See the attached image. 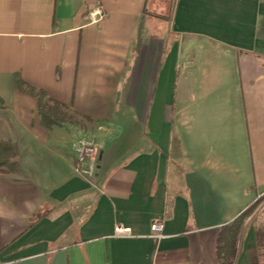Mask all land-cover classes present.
<instances>
[{
    "label": "crops",
    "instance_id": "obj_1",
    "mask_svg": "<svg viewBox=\"0 0 264 264\" xmlns=\"http://www.w3.org/2000/svg\"><path fill=\"white\" fill-rule=\"evenodd\" d=\"M173 4L160 28L149 0H0V141L18 148L0 167V264H217L220 229L259 202L233 261L250 264L264 0ZM17 75L86 120L45 127ZM82 137L97 146L90 180L74 171Z\"/></svg>",
    "mask_w": 264,
    "mask_h": 264
},
{
    "label": "trees",
    "instance_id": "obj_2",
    "mask_svg": "<svg viewBox=\"0 0 264 264\" xmlns=\"http://www.w3.org/2000/svg\"><path fill=\"white\" fill-rule=\"evenodd\" d=\"M16 87L36 99V112L41 123L51 128L62 126L65 123H76L86 120V117L77 115L62 103L45 95L42 90L36 89L22 80L14 77ZM17 146L9 141H0V167H14L17 164ZM259 203V202H258ZM254 203L247 207L232 222L223 226L215 241V257L217 264H233L237 254L238 238L242 228L258 206ZM35 218H37L35 216ZM256 245L250 250V264H264V227L256 228ZM258 258V259H257Z\"/></svg>",
    "mask_w": 264,
    "mask_h": 264
},
{
    "label": "built area",
    "instance_id": "obj_3",
    "mask_svg": "<svg viewBox=\"0 0 264 264\" xmlns=\"http://www.w3.org/2000/svg\"><path fill=\"white\" fill-rule=\"evenodd\" d=\"M91 22H98L102 19V13L99 9H94L89 13ZM97 146L94 142L85 137L77 140L75 143L74 171L83 179L90 180L94 177L96 168ZM164 224L162 222L152 223L150 227L151 237L157 240L163 238ZM128 231L123 227L117 226L114 229V236H127Z\"/></svg>",
    "mask_w": 264,
    "mask_h": 264
},
{
    "label": "rangeland",
    "instance_id": "obj_4",
    "mask_svg": "<svg viewBox=\"0 0 264 264\" xmlns=\"http://www.w3.org/2000/svg\"><path fill=\"white\" fill-rule=\"evenodd\" d=\"M173 1L174 0H149L150 14H152V13L158 14L157 15L158 19L156 21H160V28L164 27V25L162 26L163 23H168V20L171 16V12L174 9ZM148 17L149 16H147V18ZM148 20L149 21H152V20L155 21V19H152V17L151 18L149 17ZM257 214L260 215V217H263L264 209H263V211L258 209ZM259 221L261 222L260 219H259ZM254 224H255V222H254ZM256 224L260 225L258 222ZM261 225H262L261 227H264V224H261Z\"/></svg>",
    "mask_w": 264,
    "mask_h": 264
}]
</instances>
